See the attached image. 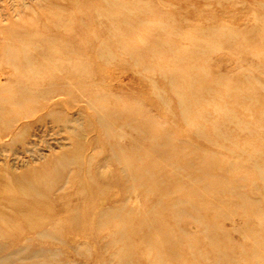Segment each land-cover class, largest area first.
Here are the masks:
<instances>
[{
  "label": "rangeland",
  "instance_id": "obj_1",
  "mask_svg": "<svg viewBox=\"0 0 264 264\" xmlns=\"http://www.w3.org/2000/svg\"><path fill=\"white\" fill-rule=\"evenodd\" d=\"M0 196L39 264H264V0H0Z\"/></svg>",
  "mask_w": 264,
  "mask_h": 264
},
{
  "label": "bare ground",
  "instance_id": "obj_2",
  "mask_svg": "<svg viewBox=\"0 0 264 264\" xmlns=\"http://www.w3.org/2000/svg\"><path fill=\"white\" fill-rule=\"evenodd\" d=\"M61 169V160L57 159L56 163L53 164L52 168L50 169L51 171L49 172V174L51 173L54 175L56 180L55 183L58 182V179L60 178ZM57 184L58 183H56V185ZM59 187L56 188V190H59ZM8 199V196H0V206H2V208L4 202H6ZM59 200L60 198L57 196L56 202H59ZM31 207L32 205L30 201H24L21 207L23 210H21L27 211ZM2 208L0 209V264H39L38 259H42V257L46 256L48 252H51V245L53 244L51 243L44 246V242H42L40 245L39 243L34 242L29 235L35 230H37L36 236L40 239L51 236L50 231H52L51 233L54 235L56 232L59 234L61 231H63L62 224L60 222L61 219H52L54 220V223H51V225H49L50 227L47 225V227H44L43 230H38V228L44 226V221L33 224L28 219H26V216H22L21 219H11L9 216L2 215V211L4 212L3 214H5V211L2 210ZM15 210L13 212H15ZM11 228L13 230H11L10 233L7 230ZM71 229L73 231H77L75 230V227H72ZM56 236L54 238H56ZM35 245H38V247H35Z\"/></svg>",
  "mask_w": 264,
  "mask_h": 264
}]
</instances>
